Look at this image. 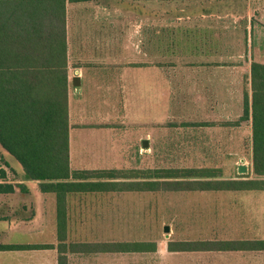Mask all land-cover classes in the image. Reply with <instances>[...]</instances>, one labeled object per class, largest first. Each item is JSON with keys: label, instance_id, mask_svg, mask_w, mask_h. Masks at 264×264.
Instances as JSON below:
<instances>
[{"label": "crops", "instance_id": "1", "mask_svg": "<svg viewBox=\"0 0 264 264\" xmlns=\"http://www.w3.org/2000/svg\"><path fill=\"white\" fill-rule=\"evenodd\" d=\"M60 1L65 8L70 170H153L136 163L151 161L156 152L178 156L176 147L186 143L193 160L231 163L235 180V167L252 159L251 64L264 65V0ZM6 177L24 189L0 194V236L5 237L0 245L53 248L0 250V264H58L59 244L66 264H152L145 243L136 245L141 240L114 233L118 203L83 202L96 195L119 197L117 188L67 194L66 234L59 242L55 194L42 193L37 182ZM176 192L206 193L209 199V236L178 242L264 241V190ZM97 220H107L110 233L84 232V225L95 226ZM13 234L37 239L19 243ZM183 261L264 264V251L166 248L162 264Z\"/></svg>", "mask_w": 264, "mask_h": 264}, {"label": "trees", "instance_id": "2", "mask_svg": "<svg viewBox=\"0 0 264 264\" xmlns=\"http://www.w3.org/2000/svg\"><path fill=\"white\" fill-rule=\"evenodd\" d=\"M67 58L65 8L60 0H0V149L13 179L37 182L42 193H54L57 239L66 234L65 199L69 193L116 189L114 180L140 179L148 191H207L257 188L264 190V165L257 179L217 180L206 168L155 169L139 177L122 170L71 171L68 147ZM253 145L262 138L264 153V65L251 64L250 79ZM248 97L244 95V115ZM138 171V170H137ZM121 174V176H118ZM258 177L260 180H258ZM143 180V181H142ZM129 191L141 190L129 185ZM164 186V187H161ZM21 184L8 183L0 171V194ZM125 245L123 248H130ZM52 245H0V250L51 249ZM58 264H66L64 245L57 246ZM173 252L263 250L264 241L214 243L207 240L176 242Z\"/></svg>", "mask_w": 264, "mask_h": 264}, {"label": "rangeland", "instance_id": "3", "mask_svg": "<svg viewBox=\"0 0 264 264\" xmlns=\"http://www.w3.org/2000/svg\"><path fill=\"white\" fill-rule=\"evenodd\" d=\"M256 142L257 145H252L251 161L243 163L250 167L251 174L247 178L251 180L257 179L254 175L255 168H262L264 165L262 138H257ZM189 146L184 143L176 147L175 150L181 152L178 156L159 154V152H156L152 155L151 161H148L146 158L145 160L138 161L136 164L141 167H152L153 170L160 167H179L178 169L198 166L200 168L211 167L210 170L213 174L223 176L222 178H217V180L232 179L233 172L231 163L218 161L200 162L196 159L193 160L196 156L191 154L192 148ZM5 156L7 157L0 149V171L4 170L9 179H13V174L5 164ZM122 171H124L122 176H140V171L137 170ZM147 171L149 170H141L143 173ZM118 176H121V174ZM241 178L246 179V177H235L236 180ZM260 179L264 180V177ZM260 179L258 177V180ZM147 181L141 182L140 179H117L114 182L120 192L119 197L116 194L113 195L112 199L111 196L101 197V195H96L89 199L84 197L83 202L92 204L91 202L95 201L97 202L96 204H99L102 201L105 206H108L109 202L118 203L120 221L118 226L112 227L114 233H119L121 238L126 237L141 240L135 244L141 245L145 243L146 249L149 247L152 250V264H162V260L166 256V248L171 247L173 243L188 239H206L209 236V210L207 208L209 199L206 193L199 194L161 190L148 191L144 185ZM129 185H140L134 186V188L137 189V187H140L141 190L129 191ZM107 222V220H104V223L100 224L99 220H97L95 226L84 225L82 228L84 232L88 230L93 232L96 230V232L110 233L108 228L111 226L106 224ZM165 226L168 227V233L163 232ZM12 238L16 240L15 242L19 243L37 239V237L31 239L32 237H25L21 234H13ZM0 242H5V237L0 236ZM183 262L186 264L185 261ZM201 264L204 263L201 262Z\"/></svg>", "mask_w": 264, "mask_h": 264}, {"label": "water", "instance_id": "4", "mask_svg": "<svg viewBox=\"0 0 264 264\" xmlns=\"http://www.w3.org/2000/svg\"><path fill=\"white\" fill-rule=\"evenodd\" d=\"M75 84V80H72V85L74 86ZM143 147L147 146V143L143 142L142 143ZM251 174V170L249 166L246 165H238L235 167V171H234V175L235 177H249V175ZM164 233H168V227L165 226L163 229Z\"/></svg>", "mask_w": 264, "mask_h": 264}]
</instances>
